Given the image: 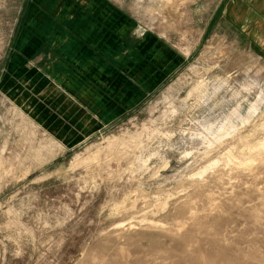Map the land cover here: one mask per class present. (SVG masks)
Listing matches in <instances>:
<instances>
[{"label": "rangeland", "instance_id": "374dc122", "mask_svg": "<svg viewBox=\"0 0 264 264\" xmlns=\"http://www.w3.org/2000/svg\"><path fill=\"white\" fill-rule=\"evenodd\" d=\"M0 0V264H264V0Z\"/></svg>", "mask_w": 264, "mask_h": 264}, {"label": "crops", "instance_id": "0c3cea01", "mask_svg": "<svg viewBox=\"0 0 264 264\" xmlns=\"http://www.w3.org/2000/svg\"><path fill=\"white\" fill-rule=\"evenodd\" d=\"M255 4H256V0H253L252 2H250V5H254L255 6Z\"/></svg>", "mask_w": 264, "mask_h": 264}]
</instances>
